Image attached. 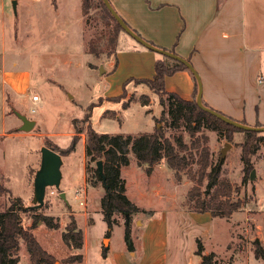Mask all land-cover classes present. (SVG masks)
Segmentation results:
<instances>
[{"label":"rangeland","instance_id":"374dc122","mask_svg":"<svg viewBox=\"0 0 264 264\" xmlns=\"http://www.w3.org/2000/svg\"><path fill=\"white\" fill-rule=\"evenodd\" d=\"M85 1L0 0V186L8 190L0 188V210L10 205V194L21 197L25 206L37 204L34 179L41 166V148L47 146L45 140L57 143L61 149L67 148L77 127H82L86 134L87 113L89 122L99 133L137 135L153 132L158 125L164 127L170 137L182 134L189 146L194 138L206 136L213 164L218 163L221 149L230 142L232 146L221 163V178L232 183V199L240 200L242 206L229 217L190 211L189 191L196 182L188 172L178 178L163 159L147 174L131 153L130 165L123 169L127 194L145 203L152 202L150 206L156 208L154 220L149 224V213L132 215L130 242L138 250L137 255L132 256L127 251L123 213L114 214L120 225H115L110 237H106L108 224L101 211L105 189L101 185L91 186L85 180L86 140L80 136L73 151L59 152L63 158L60 187H48L45 201L37 209V213L51 214L59 222L63 221L59 229L41 225L35 231L43 246L54 253H51L56 259L54 264H115L111 258L103 256L105 245L111 247L112 255L125 250L127 264H153L163 253L166 264H203L204 255L197 253L198 239L207 254L214 253L215 264H264V258L255 256L254 243L258 238L264 247V143L251 155L253 167L247 171L241 159V143L246 138L243 132H233L232 140H228L224 133L205 127L194 136L184 126L173 129L167 111L161 119L164 109L168 110V100L162 104L160 96L146 83L136 82L151 78L155 70V63L144 51L163 55L145 47L124 29L119 31L120 38L111 43L114 20L101 0H87L89 11L84 13ZM111 1L116 10L127 8L134 15L137 11L140 13L142 4L155 9L152 4L156 2ZM146 16H149L147 22L153 23L151 27L158 26V20L149 14ZM158 16L160 14L154 17ZM127 23L140 34L139 29ZM135 45L140 48L134 49ZM91 47L97 53L91 52ZM218 65L237 74L233 58ZM168 78L167 90L184 85L179 75ZM227 86L237 90L238 84ZM34 94L39 100L32 99ZM143 94L149 95L148 104L140 100ZM124 102L129 105L124 106ZM15 110L37 121L33 130L18 129L22 121ZM197 166L192 164L194 169ZM253 169L255 175L251 178ZM206 182L202 185L203 191ZM77 189L86 191L81 195L84 205L76 197ZM52 190L55 193H51ZM60 192L66 194L65 199ZM72 214L79 228L86 232L87 245L82 249L70 247L62 239ZM23 222L28 226L32 218L25 216ZM145 237L148 241L153 238L160 246L154 245L152 249L149 246L143 260ZM20 241V257L30 264L26 245L22 239ZM80 252L85 255L82 263L66 262L67 257Z\"/></svg>","mask_w":264,"mask_h":264},{"label":"trees","instance_id":"16d2710c","mask_svg":"<svg viewBox=\"0 0 264 264\" xmlns=\"http://www.w3.org/2000/svg\"><path fill=\"white\" fill-rule=\"evenodd\" d=\"M106 11L114 20L113 36L110 42L118 40L119 31L123 30L120 23L114 18L109 9L104 4ZM84 13H88L89 5L86 0L83 4ZM170 51L174 52L173 49ZM91 52L97 53L94 47ZM189 59V58H188ZM190 60V59H189ZM188 69V67L171 57L163 55L155 62V74L151 78L137 79V83H146L153 92L160 96L163 104L167 99L169 102L168 110L163 111L161 119L165 118V112H168L170 125L173 129L184 126L191 134L202 130L203 127L224 133L228 140H232L233 132L241 131L246 138L241 143V159L244 163V169L249 170L253 167L251 155L256 153L264 143V135L260 132L252 130L240 129L234 125L228 124L215 115L201 109L196 101L198 86L195 87L193 99H185L176 92L168 91L165 86L166 77L174 73ZM121 98V95L119 99ZM140 100L144 104L150 102V97L143 94ZM206 104V103H205ZM129 102H124V106H128ZM85 121L88 122L86 127V174L87 182L94 187L99 185L105 189V194L101 198V211L103 217L108 224L106 237H110L113 227L119 224L114 217L115 213H123L125 216L124 228L125 238L128 241L129 250H133L131 240L132 231V215L138 212L153 214V210H145L138 206L127 195V186L123 177L122 169L130 165L132 153L138 164L144 166L147 174H151L154 166L161 160L165 159L168 166L175 171V175L181 178L183 173L188 172L191 179L196 184L189 191V210L194 212H209L213 217H229L231 214L242 206L240 200L234 201L232 193L234 187L232 183L221 178V164L212 163L211 153L207 144V137H196L191 141L189 146L182 134L167 135L164 127L156 126L153 132L142 134H109L97 132L90 121V114L87 113ZM161 122V121H159ZM243 122V121H242ZM245 123V122H244ZM257 123L256 126H260ZM83 128H76L72 137L71 144L61 149L56 143L46 139V145L53 150L67 154L76 148ZM188 151V153L186 152ZM198 155H197V152ZM98 160L103 161V169L105 179L99 173L96 164ZM192 164H197L194 169ZM205 180V190L202 185ZM2 191H6V187L0 186ZM8 191V190H7ZM37 209L33 206H25L24 200L19 196L10 194V205L4 210H0V264H18L21 260L19 251L22 239L26 245L30 256V264H54L55 257L48 252L40 244L35 229L39 224L43 223L49 229H59L61 224L59 220L51 214L37 213ZM32 218L30 225H24V217ZM63 241L70 247L82 249L84 244V232L79 228L74 215L70 217V221L66 224V228L62 234ZM197 253L204 255L203 264H215L214 253L207 254L201 239H198ZM255 243V256L264 258V247L257 238ZM108 246H104L102 254L107 256ZM83 254L77 253L67 257L66 262H82Z\"/></svg>","mask_w":264,"mask_h":264},{"label":"crops","instance_id":"0c3cea01","mask_svg":"<svg viewBox=\"0 0 264 264\" xmlns=\"http://www.w3.org/2000/svg\"><path fill=\"white\" fill-rule=\"evenodd\" d=\"M152 5L156 10L142 4L139 7L140 13L135 12L137 15L132 14L127 8L125 10L119 8L117 12L126 22L136 27L137 31L139 29L140 35L148 41L168 50L173 49L177 55L190 59L201 76L203 100L206 105L241 122L264 125V0H156ZM147 14L153 16L154 20H158L157 27H151L150 24L153 23L147 22L149 20ZM156 14L160 16L154 17ZM139 21L147 23L141 24ZM133 48L140 47L135 45ZM144 52L149 54L153 64L162 58L161 55ZM229 58L236 61L237 74L218 65ZM154 74L155 70L151 77ZM174 74L179 75L184 85L171 88L174 89L171 91L185 99H193L197 81L192 72L189 69H183ZM168 79L167 76L166 87ZM234 82L238 84L237 90L227 86ZM81 136L86 139L84 132ZM84 177L86 180V173ZM130 199L145 210H153V214L148 216L150 219L148 224L154 220L156 208L150 206L152 202L145 203V200L139 197ZM60 222L63 224V221L60 220ZM41 225L44 224H39L36 229ZM155 226L159 227L160 224ZM46 231L49 230L46 229ZM83 232V247H85L87 237L86 232ZM154 241L153 238L148 241L145 237L142 244L143 260L146 258L145 250L147 251L149 246L151 249L154 245L160 246V243ZM40 244L43 246L41 242ZM107 246L106 259L111 258L115 264H127L125 250L113 252L112 255L111 247ZM43 248L46 249L45 246ZM47 251L54 254L50 250ZM127 251L132 256H136L138 252L136 247ZM151 253L154 254L153 251ZM152 263L166 264V254L157 256ZM18 264L26 263L21 259Z\"/></svg>","mask_w":264,"mask_h":264},{"label":"water","instance_id":"95a60500","mask_svg":"<svg viewBox=\"0 0 264 264\" xmlns=\"http://www.w3.org/2000/svg\"><path fill=\"white\" fill-rule=\"evenodd\" d=\"M103 2L106 5V7L109 9L111 14L114 16V18L120 23L122 28L126 30L130 35H132V37H134L138 42H140L142 45L155 52L176 59L184 63L188 67V69L192 72V74L194 75L197 81L198 90H197L196 101L201 109L215 115L222 121L234 125L240 129L252 130L260 133L264 132V125L256 126L241 122L206 105L203 100V82L201 76L197 71V69L194 67V65L191 63V61L189 59L177 55L175 52H172L168 49L155 45L152 42L145 39L144 37H142L139 33L136 32V30L131 28V26H129V24L121 17V15L114 8L110 0H103ZM14 7H16V1H14ZM100 71L101 73H104L105 69L101 67ZM15 113L22 121L21 125L18 127L19 130L28 132L34 129L37 123L35 119L30 118L26 114H23L17 110H15ZM231 146L232 144L230 142H226L224 147L221 149L220 158H219L220 164L225 158L227 150ZM41 153H42L41 166L36 172L34 179V198L37 204L30 205V207L33 206L35 208H39L40 206L43 205L46 196V189L48 187L59 188L62 180V171H61V167L63 164L62 155L48 146H42ZM96 166L103 179H105L103 161L98 160ZM254 175H255V170L253 169L251 173V178H253ZM60 196L63 199L66 198L64 192H60Z\"/></svg>","mask_w":264,"mask_h":264},{"label":"built area","instance_id":"2783aa9c","mask_svg":"<svg viewBox=\"0 0 264 264\" xmlns=\"http://www.w3.org/2000/svg\"><path fill=\"white\" fill-rule=\"evenodd\" d=\"M32 99H33V100H39V96H38L37 94H34V95H32ZM51 193H55V191L52 190ZM83 193L86 194L85 189H84V190L77 189V191H76V197H77V199H80V203H81L82 205L85 204L84 197H81V195H82ZM263 207H264V204H263Z\"/></svg>","mask_w":264,"mask_h":264}]
</instances>
